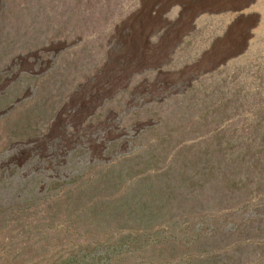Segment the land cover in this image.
Here are the masks:
<instances>
[{
    "label": "rangeland",
    "instance_id": "rangeland-1",
    "mask_svg": "<svg viewBox=\"0 0 264 264\" xmlns=\"http://www.w3.org/2000/svg\"><path fill=\"white\" fill-rule=\"evenodd\" d=\"M210 2L0 0V264H264V0Z\"/></svg>",
    "mask_w": 264,
    "mask_h": 264
},
{
    "label": "bare ground",
    "instance_id": "bare-ground-1",
    "mask_svg": "<svg viewBox=\"0 0 264 264\" xmlns=\"http://www.w3.org/2000/svg\"><path fill=\"white\" fill-rule=\"evenodd\" d=\"M186 1H187V0H186ZM205 1H206V4H207V5H208L209 3H211L210 0H205ZM213 1H214V0H213ZM235 1H236V0H235ZM221 2H222V1H221ZM221 2H220V3H221ZM212 4H213V3H212ZM215 4H216V2H215ZM217 4H218V2H217ZM217 4H216V6H218ZM220 5H221V4H220ZM216 6H214V7H216ZM161 23H162V22H161ZM167 38L169 39V37H167ZM164 40H165V39H164ZM224 40H225V39H224ZM162 43H163V42H162ZM161 45H162V44H161Z\"/></svg>",
    "mask_w": 264,
    "mask_h": 264
}]
</instances>
